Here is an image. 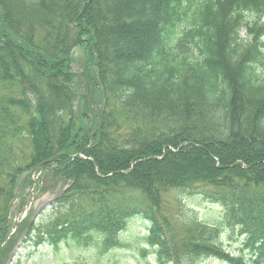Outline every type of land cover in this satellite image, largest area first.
I'll return each instance as SVG.
<instances>
[{
	"label": "trees",
	"instance_id": "trees-1",
	"mask_svg": "<svg viewBox=\"0 0 264 264\" xmlns=\"http://www.w3.org/2000/svg\"><path fill=\"white\" fill-rule=\"evenodd\" d=\"M34 173L62 186L28 222L34 249L107 250L139 217L156 264H264V0H0V243ZM172 189L222 220L164 211ZM223 223L248 256L223 247Z\"/></svg>",
	"mask_w": 264,
	"mask_h": 264
},
{
	"label": "rangeland",
	"instance_id": "rangeland-1",
	"mask_svg": "<svg viewBox=\"0 0 264 264\" xmlns=\"http://www.w3.org/2000/svg\"><path fill=\"white\" fill-rule=\"evenodd\" d=\"M247 18L251 19V16ZM239 38L243 41L249 39L244 28L240 29ZM71 66L74 72L80 74V77L77 78L78 88L81 93H84L83 81L87 78V74L93 76L94 68L83 45L76 46L73 49ZM38 177L39 174L34 173L32 175V185L20 190L14 201L12 219L16 221L17 225L11 228L7 235L8 238L0 243V250L7 242L12 243L8 251L9 260H7V264H156L152 254H144L142 251V248L147 247L142 240V237L147 234V222L139 217L132 218L126 228L118 234L120 245L110 247L107 250L101 249V240L98 238L85 246L71 245L67 248L61 246L56 251L45 244L35 249L28 244H24L23 236L28 222L33 218H39L41 211L48 210L49 203L62 188L59 183L56 184L50 178H47L43 182V189L38 190V184L42 183ZM23 195L25 198L22 202V209H20L19 203ZM163 198L164 211L166 212H173L178 202H181L186 209L190 210L197 219L204 223L216 224L222 220V207L204 200L200 195H186L172 189L165 193ZM24 203H26L25 208ZM22 215H25L24 218L19 220ZM171 224L175 229V233L176 231L178 233L176 235H179L178 229L180 227L178 223L171 219ZM218 240L232 254L248 256V253L242 248L240 236L225 223L220 226ZM196 264L225 263L207 258L199 259Z\"/></svg>",
	"mask_w": 264,
	"mask_h": 264
},
{
	"label": "water",
	"instance_id": "water-1",
	"mask_svg": "<svg viewBox=\"0 0 264 264\" xmlns=\"http://www.w3.org/2000/svg\"><path fill=\"white\" fill-rule=\"evenodd\" d=\"M17 224L14 225V227H16ZM8 238V236L4 239V241Z\"/></svg>",
	"mask_w": 264,
	"mask_h": 264
}]
</instances>
